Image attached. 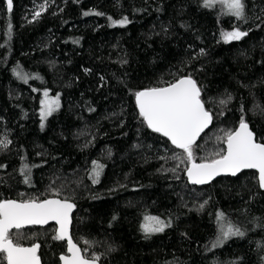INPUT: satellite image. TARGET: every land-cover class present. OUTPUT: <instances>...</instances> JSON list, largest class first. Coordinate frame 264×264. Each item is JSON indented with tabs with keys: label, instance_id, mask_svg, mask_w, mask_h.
<instances>
[{
	"label": "trees",
	"instance_id": "1",
	"mask_svg": "<svg viewBox=\"0 0 264 264\" xmlns=\"http://www.w3.org/2000/svg\"><path fill=\"white\" fill-rule=\"evenodd\" d=\"M244 3L247 22L203 0H13L10 14L0 0V140L11 141L0 148V200L67 198L73 241L99 264H264L257 175L190 186L186 165L167 171L176 162L161 157L180 150L147 128L134 97L191 75L213 116L194 148L197 163L224 147L217 137L242 115L264 142V0ZM124 17L126 26H113ZM234 25L248 35L225 43L220 33ZM44 90L60 106L41 127ZM93 161L103 166L96 183ZM219 212L245 234L212 247ZM145 215L171 226L146 235ZM55 233L10 235L24 247L38 243L41 264H60L66 244Z\"/></svg>",
	"mask_w": 264,
	"mask_h": 264
},
{
	"label": "snow or ice",
	"instance_id": "2",
	"mask_svg": "<svg viewBox=\"0 0 264 264\" xmlns=\"http://www.w3.org/2000/svg\"><path fill=\"white\" fill-rule=\"evenodd\" d=\"M217 4L223 8L225 14L236 20L247 22L244 0H203V6L206 8L215 7ZM12 10L13 0H6L7 13L10 14ZM44 10V5H41L40 11L35 12V17L38 18ZM89 14V12L84 13V15ZM94 14L103 15V13ZM109 19L111 20V17ZM112 23L113 26L124 27L129 23V20L124 17L119 21H112ZM11 30L9 24L7 29L9 35ZM247 35V31H242L235 25L233 30H222L220 33L225 43L239 41ZM15 74L24 82H27L29 78L19 71H15ZM201 93L202 88L198 87L191 75L176 79L174 82L168 83L167 86H152L134 93L139 116L147 128L166 137L175 149L180 150L170 157H161V159H171L176 162L175 166L167 171L175 174L181 165H186L183 171L186 172L188 181L194 185H201L209 183L220 175L236 176L242 170L251 169L258 174V185L264 189V142L257 140L243 115L239 120L238 127L234 130H221L223 135L218 136L217 140L224 147L215 151L211 157H202L197 163L194 150L197 140L213 121L212 113L205 107V102L201 99ZM43 95L45 99L41 101L40 110L42 120L59 108L58 98L49 99L47 91ZM231 99L232 96L229 94L219 103L226 107ZM241 110L243 111V108ZM10 143V140H0V148H7ZM102 167L93 161L94 183L98 182ZM28 174H30V167L24 164L21 175L24 176L25 183H30ZM53 194L56 197L60 195L59 191H54ZM200 207L202 209L204 205L201 204ZM74 208L75 204L67 198L0 200V264H4L5 261L6 264H40V257L37 254L40 245L34 243L30 247H24L19 242H14L10 234L13 229L19 232L26 226H44L50 221H54L59 226L53 239L66 240L67 252L71 254L70 256L61 255L60 260L63 264H98L100 257L94 255L89 258L82 255L81 249L70 235L71 214ZM144 220L142 228L146 235L163 232L166 227L171 226L170 221L165 223L156 216L145 215ZM217 221L219 234L212 242V247L220 246L231 236L245 234L231 222L226 224L223 212L217 213ZM85 243L88 242L85 241Z\"/></svg>",
	"mask_w": 264,
	"mask_h": 264
},
{
	"label": "water",
	"instance_id": "3",
	"mask_svg": "<svg viewBox=\"0 0 264 264\" xmlns=\"http://www.w3.org/2000/svg\"><path fill=\"white\" fill-rule=\"evenodd\" d=\"M4 2H5V5H6V0H4ZM135 105H136V102H135ZM136 108H137V106H136ZM137 110H138V108H137ZM139 112V111H138ZM210 127V126H209ZM149 129V128H148ZM209 128H207V129H205V131H207ZM150 130V129H149ZM204 131V132H205ZM203 132V133H204ZM202 133V134H203ZM157 134H159V133H157ZM201 134V135H202ZM160 135V134H159ZM161 136V135H160ZM163 137V136H162ZM201 137V136H200ZM163 138H165L166 140H167V138L166 137H163ZM200 139V138H199ZM198 139V140H199ZM197 140V141H198ZM168 141V140H167ZM169 142V144L171 145V143H170V141H168ZM172 146V145H171ZM172 147H174V146H172ZM177 150H179V149H177ZM245 172H254L256 175H257V178H258V174L256 173V171L255 170H251V169H245V170H242L240 173H238L236 176H231V175H220V176H217L215 179H213L212 181H210L209 183H207V184H201V185H194V184H192V183H190L189 181H188V178H187V174H186V178H187V181H188V184L190 185V186H193V187H205V186H208V185H210V184H212L213 182H215L216 180H218V179H221V178H235V177H237L238 175H240V174H242V173H245ZM258 180V179H257ZM261 189V188H260ZM261 190H263L264 191V189H261ZM50 199H54V198H50ZM74 211H75V209H73V211H72V214H71V225H72V215L74 214ZM71 225H70V229H69V231H71ZM48 226H54L55 227V229L57 230L58 229V225H56L55 224V222L54 221H50L47 225H44V226H39V225H32V226H26V227H24L23 229H26V228H38V229H44V228H46V227H48ZM22 230V229H21ZM13 231H17V230H15V229H13L12 230V232ZM70 235H71V233H70ZM63 242H65V244H66V255H71L70 253H68L67 252V242H66V240L65 241H63ZM30 247V246H29ZM38 254V253H37ZM82 254V253H81ZM40 264H41V261H40ZM60 264H63V262L60 260ZM99 264V263H98Z\"/></svg>",
	"mask_w": 264,
	"mask_h": 264
},
{
	"label": "rangeland",
	"instance_id": "4",
	"mask_svg": "<svg viewBox=\"0 0 264 264\" xmlns=\"http://www.w3.org/2000/svg\"><path fill=\"white\" fill-rule=\"evenodd\" d=\"M44 92H45V90L44 91H41V93H40V110H41V101L43 100V99H45V97H44ZM49 94V93H48ZM48 98L49 99H57L58 98V102H59V106H60V100H59V96H57V95H48ZM40 110H39V116H40ZM56 112V111H55ZM54 113V112H53ZM52 113V114H53ZM51 116V115H50ZM50 116H48L46 119H44V120H42L41 119V116H40V122H41V124H43L44 125V123H45V121L50 117Z\"/></svg>",
	"mask_w": 264,
	"mask_h": 264
}]
</instances>
